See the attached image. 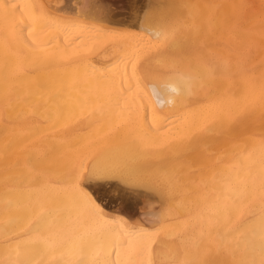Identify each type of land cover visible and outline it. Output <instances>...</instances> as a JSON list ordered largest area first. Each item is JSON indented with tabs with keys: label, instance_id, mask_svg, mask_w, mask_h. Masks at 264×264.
<instances>
[{
	"label": "snow or ice",
	"instance_id": "snow-or-ice-1",
	"mask_svg": "<svg viewBox=\"0 0 264 264\" xmlns=\"http://www.w3.org/2000/svg\"><path fill=\"white\" fill-rule=\"evenodd\" d=\"M225 7L251 25L264 46V0L228 6L0 0L6 53L18 55L22 46L39 49L41 62L73 69L100 64L107 81L103 96L80 90L24 94L11 84L25 64L5 75L0 121L6 128L18 125L21 135L6 138L2 150L0 264H264V160L258 171L248 163L257 139L264 147V73L257 134L256 105L240 104L232 92L237 78L251 82L243 56L225 48L215 52V65L200 70L177 55L192 44L207 46ZM40 22L46 40L37 36ZM206 89L215 90L208 102L200 99ZM167 106H178L181 115L165 114ZM152 161L171 167L162 172ZM222 166L236 179L225 182L200 215L197 235L145 222L170 214L157 216L156 208L174 197L177 184L206 185V173L215 180ZM52 191L70 203L53 205L41 195ZM64 212L83 226L71 246L51 229Z\"/></svg>",
	"mask_w": 264,
	"mask_h": 264
},
{
	"label": "bare ground",
	"instance_id": "bare-ground-1",
	"mask_svg": "<svg viewBox=\"0 0 264 264\" xmlns=\"http://www.w3.org/2000/svg\"><path fill=\"white\" fill-rule=\"evenodd\" d=\"M157 3H175V4H220V5H232L241 3H252L259 5L261 0H156ZM8 3H23L25 0H7ZM28 2L36 4H51L57 5L62 3L63 0H28ZM185 13L187 9L183 10ZM5 22L0 19V37H3L6 29ZM43 23L37 24V36L39 40H46L47 35L44 31H41ZM249 25L245 20L238 19L234 10L225 7L219 9L215 21L213 36L208 41L207 46H201L199 44H192L186 46L183 51H178L177 55L186 56L188 60L185 66L190 63L193 69L204 70L206 66H213L216 64L215 52L224 50L225 48L231 49L234 53H238L243 56L247 61V66L252 73L251 82L237 78L234 83L232 92L234 98L240 104L252 103L257 107L255 130L258 134L260 127L259 110H260V83L261 74L264 73V46L261 45L258 35H252L249 32ZM255 28L259 30V23L255 22ZM61 40L63 36L60 37ZM86 39V38H85ZM43 53L37 49L33 52L27 48L20 47L19 54L6 53L4 47L0 45V103H2L3 93L5 89V75L11 74L17 71V65L21 61L25 64V72L21 73V79L14 81L11 86L18 92L24 94H37V93H54L57 90H80L90 92L92 95L99 94L104 95L107 88V81L105 79V73L100 70L101 65L95 64V68L91 65H80L78 68L73 69L65 67L61 63L41 62L39 57ZM7 58V64L5 59ZM237 57H233V61ZM165 80H158L157 83L163 84ZM214 89H206L200 91V99L204 102H208L210 98H214L212 94ZM167 99V97H165ZM164 113L167 115H174L179 117L181 115V109L177 106H167L164 108ZM149 122H151L152 112L149 109L146 113ZM16 122H13L15 124ZM21 135V129L17 125L13 127L11 124L6 128L3 121H0V223L3 222L6 216V203L4 196V167H3V144L6 138L13 139L19 138ZM118 148L119 145H114ZM251 158L248 163L251 167L258 171L261 165V161L264 160V147L261 146L257 139L250 147ZM17 154L22 155L20 149H17ZM208 182L206 185H190L180 183L176 185L175 193L176 197L182 194V199L179 200L181 213L180 229H184L186 237L189 235H197L199 232L200 215L202 213L207 214L208 208L212 205L215 197L219 191L224 187L225 182L236 179L235 173L229 167L222 166L218 170L216 179H211V173H206ZM184 181L188 180L187 175L181 178ZM195 179L199 181L200 177L196 176ZM191 189V190H189ZM181 192V193H180ZM45 199H50L53 205L58 203H70L68 197L62 192H48L41 194ZM174 195V196H175ZM172 199V198H171ZM182 206V207H181ZM193 209L197 210V220L190 222L185 218V215L189 217ZM161 213L157 212V216ZM182 214H180L181 216ZM196 219V218H195ZM151 226L155 223L157 226L160 224H168L167 218L161 216L159 220L146 219ZM193 220V219H191ZM193 223V224H192ZM51 229L54 233H58L62 237L63 242L69 246L76 242L77 237L83 232L82 223L79 222L74 215H70L68 212H64L57 218L56 222L52 224ZM193 232V233H192ZM2 238H0V255L3 254Z\"/></svg>",
	"mask_w": 264,
	"mask_h": 264
},
{
	"label": "rangeland",
	"instance_id": "rangeland-1",
	"mask_svg": "<svg viewBox=\"0 0 264 264\" xmlns=\"http://www.w3.org/2000/svg\"><path fill=\"white\" fill-rule=\"evenodd\" d=\"M149 2L157 3L156 0H149ZM151 163L154 166H156L157 168H159L162 172L164 170H166V169H169L171 167V165L161 164L159 161H152ZM177 192H175V193H177ZM176 195L172 199L164 200L160 204H158L157 205V208H156V212H158V213H167L168 210L171 209L170 214H167L166 215L167 223H168L167 225L170 226V227H173V228H181L180 227V224L182 223L181 222V217L183 216V213H181L182 212L181 211L182 208L180 209L179 206H178V204L181 202L180 200L182 199V194H181V197H180V194L177 197H176ZM196 213H197V210L196 209H193L191 211L189 217L187 215H185V218L184 219H186V220H188L190 222H195L197 220ZM180 214H182V215L180 216ZM191 219H193V220H191ZM145 222L150 225V223H149L148 220L145 221ZM192 236H194V233H193V235H191V234L189 235V237H192ZM177 243H179V241H177Z\"/></svg>",
	"mask_w": 264,
	"mask_h": 264
}]
</instances>
